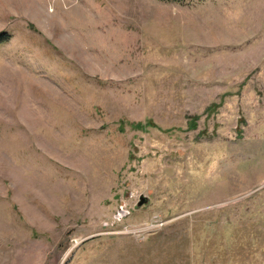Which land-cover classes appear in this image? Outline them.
Wrapping results in <instances>:
<instances>
[{
    "label": "rangeland",
    "instance_id": "374dc122",
    "mask_svg": "<svg viewBox=\"0 0 264 264\" xmlns=\"http://www.w3.org/2000/svg\"><path fill=\"white\" fill-rule=\"evenodd\" d=\"M0 34V264H264V0H0Z\"/></svg>",
    "mask_w": 264,
    "mask_h": 264
},
{
    "label": "water",
    "instance_id": "95a60500",
    "mask_svg": "<svg viewBox=\"0 0 264 264\" xmlns=\"http://www.w3.org/2000/svg\"><path fill=\"white\" fill-rule=\"evenodd\" d=\"M148 198L144 195L141 196L139 204L142 205L143 203L147 202Z\"/></svg>",
    "mask_w": 264,
    "mask_h": 264
},
{
    "label": "trees",
    "instance_id": "16d2710c",
    "mask_svg": "<svg viewBox=\"0 0 264 264\" xmlns=\"http://www.w3.org/2000/svg\"><path fill=\"white\" fill-rule=\"evenodd\" d=\"M5 35L4 34H0V39L2 40V41H5V40H7L8 38L7 37H4Z\"/></svg>",
    "mask_w": 264,
    "mask_h": 264
}]
</instances>
